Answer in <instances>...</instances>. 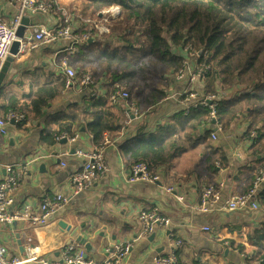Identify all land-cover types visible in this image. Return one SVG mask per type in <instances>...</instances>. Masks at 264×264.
<instances>
[{
	"label": "crops",
	"instance_id": "obj_1",
	"mask_svg": "<svg viewBox=\"0 0 264 264\" xmlns=\"http://www.w3.org/2000/svg\"><path fill=\"white\" fill-rule=\"evenodd\" d=\"M43 1L55 2L57 11L51 14H24L17 31L20 40L28 39L36 26L51 30L61 27L65 16L62 11H67L70 26L79 32L86 30L87 17L101 19L103 15L99 12L94 16L86 0ZM15 13L16 8L10 0H0L2 19L9 22ZM103 36L94 34L88 43L81 46L77 55L68 56L66 45L56 42L15 56L6 82L0 89V118L4 117V106L11 97L24 101L37 88L44 85L62 87L61 82L63 88L60 95L44 109L42 118L32 120L25 126L24 123L19 127L8 125V135L0 136V182L8 177V167H12L13 174L20 178L9 212L14 213L28 207L32 213L39 214L45 202H55L61 198L63 202L57 208L55 219L70 226L69 232H63L67 245L71 242V232L80 227V233H87L89 240L97 248V252L89 254L87 258L97 263L109 259L116 247L129 243L131 249L122 264H157L158 257H166L172 253L181 264H234L223 256L225 249L235 251L228 246L229 241L226 240L231 238L239 243L235 228L241 227L242 232H245L264 221L262 210H251L249 206L236 212L224 209L226 201L232 195L247 192L253 186L255 181L248 188L250 178L261 170L260 157L256 160L251 152L254 133L246 135L247 122L238 119L229 130L218 131L216 140L211 138L215 129L207 124L197 130L196 137L190 143L182 137L183 132L175 134L174 139L178 140L181 154L164 170L157 171L161 177V182L157 184L129 183L127 175L131 160L119 150L122 142L134 137L133 129L139 121L146 122L149 132H155L157 126L167 122L174 114L182 111L187 116L191 110L196 109L182 103V95L191 89L202 92V83L192 84L187 79L180 81L176 77H170L167 95L172 98L165 97L159 112L155 114L145 110L143 106L142 109L136 108L135 103L129 101L130 95L127 100L119 99L114 103L109 98L114 110L124 111L126 122L123 123L124 129L113 139L105 133L104 157L109 168L108 175L89 189L76 193L72 182L73 176L85 162L74 158L73 154L77 151L91 152L98 147L92 144L91 136L85 129L73 137H56V143L51 147L40 143L42 134L48 133L62 118L77 116L82 120L85 117L83 111L87 98L99 99L106 95L105 78L98 72H92L99 59V51L110 50L114 46L113 40L105 41ZM66 57L70 67L76 72L81 66L88 69L89 72L86 73L94 79L92 86H65L60 62ZM81 75L77 72V77ZM141 92L146 95L149 90L145 88ZM235 94L237 93H227L225 98L240 95ZM86 120L91 121L90 118ZM208 133L207 142L224 152L226 158V163H216L217 170L214 174L204 168L207 153L200 143ZM63 140L66 142L61 143ZM203 140L205 141V137ZM22 167L28 168L26 174L22 173ZM206 181L217 185L220 199L211 213L192 212L188 206L199 204L200 188ZM168 187H172L174 192H166L165 188ZM263 189L264 182L258 186L254 198L257 202L258 194ZM178 196L183 198V202L177 200ZM146 211L159 213L168 220V225L160 226L153 234L145 236L140 215ZM176 238L180 241H175ZM32 239L31 222L15 221L10 225L0 223V245L7 248L9 257H23L25 250L31 247ZM176 242H179L178 246H175ZM71 244L77 243L72 240ZM81 248L84 252L82 246ZM57 258L58 253L47 257L48 260ZM32 264L42 263L37 261ZM238 264H243V261Z\"/></svg>",
	"mask_w": 264,
	"mask_h": 264
},
{
	"label": "trees",
	"instance_id": "obj_2",
	"mask_svg": "<svg viewBox=\"0 0 264 264\" xmlns=\"http://www.w3.org/2000/svg\"><path fill=\"white\" fill-rule=\"evenodd\" d=\"M86 2L94 16L111 6L120 7L119 16L108 22V31L103 34L105 41H114V46L99 51L92 70L105 78L106 95L99 99L87 98L85 117L82 120L77 116L62 118L48 133L42 134L41 144L51 147L56 137H73L82 129L91 136L94 146L105 144V133L113 139L126 122L124 111L114 110L109 103L114 92L127 91L129 101L136 108L143 106L150 113H158L168 96L170 77L174 79L186 66L187 58L181 52L189 46L197 62L208 68L200 80L202 94L218 97L216 114L221 129L229 130L238 119L247 122L246 135L255 134L251 152L256 160L260 157L259 169L264 168V0ZM77 69L78 75L89 72L84 66ZM151 75L158 76L157 82H151ZM140 79L149 90L146 95L141 92ZM61 85L41 86L24 101L11 97L3 110L10 108L22 113L25 126L44 116V109L60 95L63 82ZM231 92L240 95L225 98ZM208 116V107L191 110L187 116L181 111L157 126L155 132H149L146 122L141 120L133 129L134 137L122 142L119 150L130 158L131 165L144 163L155 174L181 154L174 135L183 132L182 137L190 143L197 130L208 123ZM208 137L209 133L205 134L200 142L207 153L204 168L214 174L216 163H226V158L224 152L207 142ZM258 176L256 173L250 178L248 188ZM258 203L264 209V189L258 194ZM234 231H238L240 242L231 238L226 241L238 254L250 257L242 259L243 264H264V221L249 231L242 232L241 227ZM179 263L176 259V264Z\"/></svg>",
	"mask_w": 264,
	"mask_h": 264
},
{
	"label": "built area",
	"instance_id": "obj_3",
	"mask_svg": "<svg viewBox=\"0 0 264 264\" xmlns=\"http://www.w3.org/2000/svg\"><path fill=\"white\" fill-rule=\"evenodd\" d=\"M10 3L16 8V13L13 18L7 22L0 17V89L4 86L10 69L8 67L6 73L2 72L4 63L10 55V49L14 42L18 41L20 44L18 55L23 54L26 50H35L40 46L56 42L66 45L65 51L68 56L77 55L80 53L81 46L88 43L94 34L103 35L107 33L108 22L116 19L120 14L119 6H111L102 11L103 15L101 19L95 18V20H91V18L87 17L85 23L86 30L79 32L73 30L70 26V16H68L67 11H62L65 16L61 27L53 30L43 26L33 27L32 35L23 41L17 37V31L20 28L23 15L38 12L51 14L57 11V6L53 1L43 0H10ZM103 19L105 22H102ZM181 53H185L184 56L187 58V62L185 68L176 75V79L180 81L187 79L192 84L196 82L201 83L200 80L208 69L207 66L197 62V58L191 47L184 48V51ZM60 68L64 73L66 87L78 84L83 88H89L94 84L93 77L88 73L77 77V72L70 67L67 57L61 60ZM169 96H167V99L172 98V96ZM128 98L129 94L127 92H115L111 95L110 100L114 103L119 99L127 100ZM182 98L181 101L185 105L194 108L208 107L209 116L207 125L215 129L211 133V138L216 140L217 132L221 130L219 118L216 114L218 97L204 96L202 92L191 89L184 93ZM24 121L25 117L22 113L10 108L7 109L4 117L0 118V136L8 135V125L19 127ZM254 136L255 134L252 135V137ZM105 149V144H102L94 151H77L73 154L74 158L85 161L81 169L72 178L76 193L89 189L99 180L106 179L109 168L104 157ZM21 171L23 174H26L28 168L22 167ZM7 172L9 175L6 180L0 182V223L10 225L15 221L31 222L33 225V239L31 241V247L27 251L25 250L24 256L21 258L9 257L7 255V248L0 245V264H32L37 261H40L42 264H122L131 249L129 243L116 247L111 252L109 259L99 263L87 258L81 245L78 243L67 245L63 231L55 219L57 208L63 202L61 198H58L55 202H45L39 214L32 213L28 207L10 213L9 208L13 204V193L19 187L20 178L13 174L12 167H8ZM258 174L259 176L256 178L255 183L247 192L234 194L226 201L224 207L226 211L236 212L249 206L251 210H262L264 213V209L254 200L258 186L264 182V168ZM127 180L129 183L157 184L161 182V177L158 173L151 174L144 163H135L130 166ZM165 191L171 194L174 192V189L168 187L165 188ZM219 199L220 191L217 185L206 181L200 188L199 204L190 205L188 209L192 212L208 214L214 210V206ZM177 200L183 202V198L180 196L177 197ZM140 221L145 236H150L160 226L168 225V220L155 211L143 212L140 215ZM206 230L208 229L206 228ZM178 245L179 242H176L175 246ZM231 252L238 254L236 251ZM55 253L59 254V258L54 260L47 259L48 256ZM238 256L243 260L250 259L248 255L238 254ZM156 263L176 264V257L173 253L166 257H158Z\"/></svg>",
	"mask_w": 264,
	"mask_h": 264
},
{
	"label": "water",
	"instance_id": "obj_4",
	"mask_svg": "<svg viewBox=\"0 0 264 264\" xmlns=\"http://www.w3.org/2000/svg\"><path fill=\"white\" fill-rule=\"evenodd\" d=\"M19 48H20V44L18 41L14 42L13 45L11 46L10 55L8 56V58L6 59L4 63V68L2 70L3 73H6L8 67L10 68L11 65L13 64L15 56H18L19 54ZM10 141L13 142V139H10ZM65 142L66 140H63L61 143H65ZM58 224L63 232H69L70 226H68L65 222L59 221ZM79 229L80 227L75 228L71 232L70 234L71 242H69L68 245L72 243V240H74L76 243H78L79 245L83 247L86 257L89 254H95L97 252V248L92 244V241L89 240L88 234L87 233L81 234ZM153 239H154V236L151 237V240ZM23 251L24 250L21 248V252ZM223 256L224 258L227 259V261L232 262L234 264H238L242 260L237 254L231 252L229 249H225L223 251Z\"/></svg>",
	"mask_w": 264,
	"mask_h": 264
},
{
	"label": "rangeland",
	"instance_id": "obj_5",
	"mask_svg": "<svg viewBox=\"0 0 264 264\" xmlns=\"http://www.w3.org/2000/svg\"><path fill=\"white\" fill-rule=\"evenodd\" d=\"M91 20H95V19H93V17H91ZM102 22H105V20L103 19ZM151 78H152L151 82H157L156 80L158 79V76L157 75H151ZM139 86H140L141 90H144L145 88H147L145 85V82L142 81L141 79L139 80ZM194 91L200 92L197 89H195Z\"/></svg>",
	"mask_w": 264,
	"mask_h": 264
}]
</instances>
